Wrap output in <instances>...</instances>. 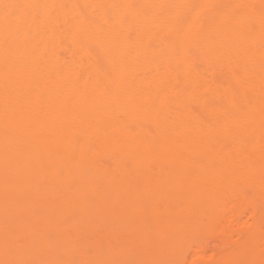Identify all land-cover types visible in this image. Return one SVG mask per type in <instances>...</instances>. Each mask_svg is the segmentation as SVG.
<instances>
[{"label": "bare ground", "instance_id": "bare-ground-1", "mask_svg": "<svg viewBox=\"0 0 264 264\" xmlns=\"http://www.w3.org/2000/svg\"><path fill=\"white\" fill-rule=\"evenodd\" d=\"M0 264H264V0H0Z\"/></svg>", "mask_w": 264, "mask_h": 264}]
</instances>
